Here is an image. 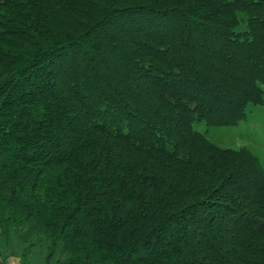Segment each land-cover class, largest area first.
<instances>
[{
    "label": "trees",
    "instance_id": "1",
    "mask_svg": "<svg viewBox=\"0 0 264 264\" xmlns=\"http://www.w3.org/2000/svg\"><path fill=\"white\" fill-rule=\"evenodd\" d=\"M263 104L264 0H0V238L264 264V165L198 129Z\"/></svg>",
    "mask_w": 264,
    "mask_h": 264
},
{
    "label": "rangeland",
    "instance_id": "2",
    "mask_svg": "<svg viewBox=\"0 0 264 264\" xmlns=\"http://www.w3.org/2000/svg\"><path fill=\"white\" fill-rule=\"evenodd\" d=\"M249 117L238 125L214 126L207 128L204 124L198 129L207 133L217 145L224 148L244 147L259 156L264 165V104L251 105ZM23 245L16 235H11L6 243L0 238V251L5 257V264H46L49 257L47 243L34 245L27 256L23 255ZM60 251L54 259H59Z\"/></svg>",
    "mask_w": 264,
    "mask_h": 264
},
{
    "label": "water",
    "instance_id": "3",
    "mask_svg": "<svg viewBox=\"0 0 264 264\" xmlns=\"http://www.w3.org/2000/svg\"><path fill=\"white\" fill-rule=\"evenodd\" d=\"M0 262L2 263L1 257H0Z\"/></svg>",
    "mask_w": 264,
    "mask_h": 264
}]
</instances>
